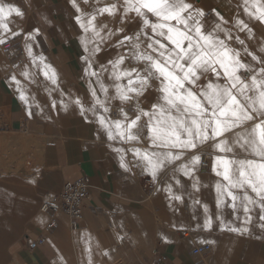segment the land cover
Wrapping results in <instances>:
<instances>
[{
  "label": "crops",
  "instance_id": "1",
  "mask_svg": "<svg viewBox=\"0 0 264 264\" xmlns=\"http://www.w3.org/2000/svg\"><path fill=\"white\" fill-rule=\"evenodd\" d=\"M0 2L18 6L24 12L22 18L13 14L7 21L12 31L23 33L9 41L18 55L9 61L0 45V128L21 132L20 126L26 122L29 132L41 143V164L34 179L39 193L45 196L48 192L56 193L66 180L72 181L84 175L90 178L92 190L89 207L83 212L80 226L72 231L66 217L60 214L57 225L45 232V243L35 251L24 248L25 237H33L41 231L48 213L40 210L32 219L25 218L24 223L18 219L14 223L15 229L31 224L19 239L18 252H23L25 263L197 264V257L191 249L208 244L212 252L209 264H264V229L260 227L264 221L259 218L264 212H261L259 205H249L250 211L245 214L242 205L233 209L227 196L224 197V204H217L216 183H227L212 170L214 157L221 153L206 143L195 151H186L181 160L163 168L153 179L145 170V162L129 151L134 147L155 150L147 139L144 120L140 122L138 142H126L119 137L110 140L106 130L101 127L99 117L105 116L112 121L121 119V107L130 117L133 116L137 100L130 103L109 100L99 91L96 77H89L84 71L87 66L84 57L89 53L84 49L83 38H91L92 33H85L76 17L83 14L81 18L86 22L100 8L115 0H76L80 11L73 6L72 0ZM260 5H264V0H258L255 4L254 0H249L248 3L252 12H256ZM196 6L205 10L209 21H216L212 10L223 16L232 35L245 40L250 52L259 54V48L264 46V23L245 12L244 0H198ZM237 18L253 30L251 39L247 32L241 33L234 26ZM96 24L98 28L106 24L107 30L111 31L124 28L126 33L129 28L119 14L97 15ZM36 29H39L38 33ZM28 33L33 34L34 39H26ZM119 38L117 33L111 40L100 44L101 51L95 57L94 70L100 72L101 64L106 65L120 54L127 56L129 49L117 44ZM26 45L31 47L32 56L28 55ZM234 46L239 47L238 44ZM41 57L44 58L43 62ZM43 64L55 70L56 84L45 77ZM121 67L143 68V65L126 59ZM25 71L29 76L21 75ZM110 72L109 66V72L101 73V80L108 87V96H115L112 85L127 84V80L114 81ZM13 75L20 81L27 103L20 99V91L10 79ZM158 85V81H153L150 91L139 98L141 107L147 108L150 103H155L159 96L156 91ZM92 88L97 90L101 100L106 101L108 112L97 105L95 113H81L75 101L79 98L84 108H92L95 104L91 96ZM113 107L117 109L115 118L110 117ZM117 148H123L124 153L114 150ZM122 154L128 169L121 167ZM204 154L211 156L207 169L200 168L199 163L193 166L192 176L174 171L181 164L188 163L194 155H200L202 160ZM244 157L252 158L247 153L240 158ZM143 178L155 182L154 190L150 192L151 198L140 187ZM196 181L197 188H193ZM8 195L9 192L0 185V241L6 244L15 235L14 227L5 222L4 228L2 220L5 211L3 200ZM11 195L15 197L13 193ZM174 195L182 199L174 200ZM25 205H29L26 198L19 202L22 211ZM205 205L207 212L204 211ZM249 216L250 223L246 224ZM208 219L211 220V227L204 226ZM223 225L247 227L249 231L232 232ZM186 228L191 232L183 238L179 232ZM165 236L167 240L163 238ZM12 257L24 264L17 254Z\"/></svg>",
  "mask_w": 264,
  "mask_h": 264
},
{
  "label": "snow or ice",
  "instance_id": "2",
  "mask_svg": "<svg viewBox=\"0 0 264 264\" xmlns=\"http://www.w3.org/2000/svg\"><path fill=\"white\" fill-rule=\"evenodd\" d=\"M72 3L80 11L76 0ZM197 3L198 0H115L86 22L81 18L83 14L76 17L84 32L92 33L91 38H83L84 49L89 53L84 57L87 65L84 71L89 77H96L99 91L109 100L118 99L122 103L137 100L133 116L121 107V119L112 121L100 116L99 122L108 139L119 137L126 142H138L140 122L144 120L147 139L155 150L134 147L129 151L145 162V170L153 179L163 168L181 160L186 151H195L208 143L222 154L214 157L212 170L227 182L216 183L217 204H224L227 196L233 209L242 205L247 214L249 205H259L264 212V46L259 48V54L250 52L245 40L232 35L223 16L212 10L216 21H209ZM248 3L249 0H244L245 12L264 23V5L252 12ZM105 13L121 15L122 22L129 25L127 33L124 28L107 30L106 24L98 28L96 16ZM13 14L24 16L18 6L0 2V45L23 34L10 28L7 21ZM234 26L252 38L253 30L242 19H235ZM35 31L38 33L39 29ZM117 33L120 35L117 44L129 49L127 56L120 54L106 65L101 64L97 72L93 65L101 51L100 44ZM26 39H34V35L28 33ZM26 47L32 56L31 47ZM43 59L40 58L42 62ZM126 59L142 64L143 68H122ZM109 66L114 81L127 80V84L112 85L115 96H108V87L101 80V73L109 72ZM43 73L53 84L57 83L56 72L50 65L43 64ZM21 75L27 77L29 73L25 71ZM10 79L17 85L20 99L27 103L20 81L15 75ZM153 81L159 82L156 89L159 96L147 108L141 107L139 98L150 91ZM91 96L95 101L92 108H84L82 101L76 99L82 114L95 113L97 105L109 111L95 88L91 89ZM114 150L124 153L123 148ZM244 153L252 158H240ZM120 160L121 167L128 169L123 154ZM200 161L201 156L194 155L174 171L192 176L193 166ZM197 184L198 181L194 182L192 187L197 188ZM172 198L182 199L176 195ZM204 211H208L206 205ZM259 218L264 221V215ZM250 220L249 216L245 223ZM204 226L211 227V220H206ZM223 227L232 232L249 231L247 227ZM260 227L264 229V223ZM163 238L167 240L166 236Z\"/></svg>",
  "mask_w": 264,
  "mask_h": 264
},
{
  "label": "rangeland",
  "instance_id": "3",
  "mask_svg": "<svg viewBox=\"0 0 264 264\" xmlns=\"http://www.w3.org/2000/svg\"><path fill=\"white\" fill-rule=\"evenodd\" d=\"M114 109L113 107L110 117ZM5 130L6 128H0V185L5 190L10 189L19 201L26 198L27 204L31 208L29 218L34 217L40 211L41 202L55 194V192H48L45 196V194L37 191L34 184L35 173L41 164V143H38L30 132L21 133L11 132L10 129L9 131ZM150 197L151 194L148 198ZM45 223L43 227L46 225ZM30 225L25 224L23 228L16 227L15 235L9 239V243L0 241V264H23L12 257L14 254L20 256L24 264H27L24 261L23 252H18V250L20 248L19 239L27 231V226ZM118 242L121 240L118 239ZM196 262L199 264L198 257Z\"/></svg>",
  "mask_w": 264,
  "mask_h": 264
},
{
  "label": "built area",
  "instance_id": "4",
  "mask_svg": "<svg viewBox=\"0 0 264 264\" xmlns=\"http://www.w3.org/2000/svg\"><path fill=\"white\" fill-rule=\"evenodd\" d=\"M6 57L9 61L13 60L17 55V51L10 44V42L1 45ZM112 118L116 117V110L114 109L111 114ZM21 133H28L29 127L26 122H22ZM210 156L204 154V158L200 162L201 168H207ZM155 182L150 178H143L140 180V187L147 194L152 192ZM92 194L90 178L82 176L81 178L66 180L60 189L49 199L43 200L39 206L40 210L48 213L46 225L41 231L33 237H25V246L28 251H35L45 243V232L52 230L57 225L58 216L64 215L69 224V228L73 231L80 226V221L83 212L88 208L89 199ZM187 209V207H186ZM190 233V229L182 230L179 232L180 236L186 237ZM193 255L199 258V264H209L208 259L211 256V249L208 244L194 246L191 249Z\"/></svg>",
  "mask_w": 264,
  "mask_h": 264
},
{
  "label": "bare ground",
  "instance_id": "5",
  "mask_svg": "<svg viewBox=\"0 0 264 264\" xmlns=\"http://www.w3.org/2000/svg\"><path fill=\"white\" fill-rule=\"evenodd\" d=\"M116 110V109H115ZM116 114H117V110H116ZM205 155H208V154H205ZM210 156V155H209ZM210 159H211V156L208 160V165H207V168L209 167V162H210ZM202 161V160H201ZM200 167V165H199ZM201 168V167H200ZM205 168V169H207ZM204 169V168H202ZM91 182V181H90ZM61 189V188H60ZM60 189L58 192H60ZM7 192H9V195L8 197L3 200V205H5V211H3L2 215V220H3V225L4 223L6 222L7 225H11V227L13 228L14 227V223L18 220V219H21L22 223L25 222V218H29L30 214H31V208H30V205H25L24 206V209L22 211V209L19 207V201L18 199H16V197H14L13 195H11L12 192H10L8 189H6ZM151 198V197H150ZM186 208V207H185ZM3 209V208H2ZM34 209V208H33ZM39 213V212H38ZM37 213V214H38ZM32 217V216H31ZM30 217V218H31ZM4 228H5V225H4ZM15 229V227H14ZM187 229V228H186ZM185 229V230H186ZM189 229V228H188ZM191 232V231H190ZM188 237V236H186ZM186 237H183V238H186ZM211 249V248H210ZM212 254V252H211Z\"/></svg>",
  "mask_w": 264,
  "mask_h": 264
}]
</instances>
